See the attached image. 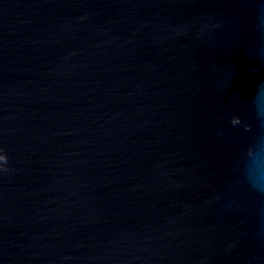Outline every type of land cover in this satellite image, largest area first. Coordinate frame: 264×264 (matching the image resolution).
<instances>
[{
  "label": "water",
  "instance_id": "water-1",
  "mask_svg": "<svg viewBox=\"0 0 264 264\" xmlns=\"http://www.w3.org/2000/svg\"><path fill=\"white\" fill-rule=\"evenodd\" d=\"M264 0H0V264H264Z\"/></svg>",
  "mask_w": 264,
  "mask_h": 264
},
{
  "label": "clouds",
  "instance_id": "clouds-1",
  "mask_svg": "<svg viewBox=\"0 0 264 264\" xmlns=\"http://www.w3.org/2000/svg\"><path fill=\"white\" fill-rule=\"evenodd\" d=\"M255 110L258 117H264V99L257 93ZM245 180L251 190L264 194V161L259 156L255 157L249 168L245 171Z\"/></svg>",
  "mask_w": 264,
  "mask_h": 264
}]
</instances>
